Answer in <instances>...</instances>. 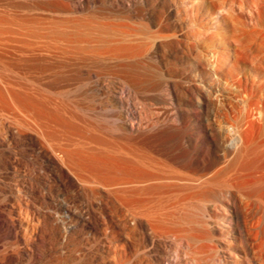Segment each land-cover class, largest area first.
Wrapping results in <instances>:
<instances>
[{"label": "rangeland", "instance_id": "374dc122", "mask_svg": "<svg viewBox=\"0 0 264 264\" xmlns=\"http://www.w3.org/2000/svg\"><path fill=\"white\" fill-rule=\"evenodd\" d=\"M59 1L0 0V264H264V0Z\"/></svg>", "mask_w": 264, "mask_h": 264}, {"label": "bare ground", "instance_id": "6f19581e", "mask_svg": "<svg viewBox=\"0 0 264 264\" xmlns=\"http://www.w3.org/2000/svg\"><path fill=\"white\" fill-rule=\"evenodd\" d=\"M58 1H59V0H58ZM59 2H60V1H59ZM61 2H62V1H61ZM62 3H63V2H62ZM64 4H65V3H64ZM67 5H68V3H67ZM61 6H62V5H61ZM64 6H65V5H64ZM70 8H71V7H70ZM96 8H97V7H96ZM61 9H62V8H61ZM68 11H69V10H68ZM118 12H119V11H118ZM138 13H139V12H138ZM138 13L136 12L135 15H136V16H140ZM105 14H106V13H105ZM118 15H119V14H118ZM65 16H66V15H65ZM90 16H91V15H90ZM102 16H103V14H102ZM123 16H124V15H123ZM128 16H129V15H128ZM136 16H135V17H136ZM146 16H147V15H146ZM146 16L144 17V15H143V18H146ZM100 17H101V16H100ZM130 17H132V16H130ZM65 18H66V17H65ZM137 18H138V17H137ZM139 18H140V17H139ZM143 18H142V19H143ZM147 18H148V21H150L152 24H155V23H157V22L159 23V21H161L162 19H166L167 16H166L165 10L161 9V10L155 12L153 15L149 14V16H148ZM84 19H85V18H84ZM88 19H89V18H88ZM75 21H76V20H75ZM135 21H136V20H135ZM148 21H147V22H148ZM108 22H109V21H108ZM167 22H168V21H167ZM160 23H161V22H160ZM165 23H166V22H165ZM85 24H86V23H85ZM159 25H160V29H165V28H166V24L164 25V24L161 23V24H159ZM115 27H116V26H115ZM121 30H122V29H121ZM123 30H124V29H123ZM128 32H129V31H128ZM162 32H163V31H162ZM167 32H168V31H167ZM165 33H166V32H165ZM130 34H131V33H130ZM150 34H151V33H150ZM152 34H153V33H152ZM160 34H161V33H160ZM162 34H163V33H162ZM125 35H126V34H125ZM169 36H170V35H169ZM161 37H162V36H161ZM163 37H164V34H163ZM167 37H168V36H167ZM167 37H166V38H167ZM59 38L62 39L61 37H59ZM66 38H67V37H66ZM81 38H82V37H81ZM168 38H169V37H168ZM67 39H68V38H67ZM75 39H76V37H74V40H75ZM72 40H73V38H72ZM74 40H73V41H74ZM79 40H80V38H79ZM82 40H83V39H82ZM75 41H76V40H75ZM84 41H85V40H84ZM80 42H81V41H80ZM166 42H167V41H166ZM170 42H171V41H170ZM167 43H169V42H167ZM165 44H166V43H165ZM74 45H75V44H74ZM171 45H172V43H171ZM117 46H118V45H117ZM119 46H120V45H119ZM124 46H125V45H124ZM166 46H167V45H166ZM89 47H90V46H89ZM127 47H128V45H127ZM119 48H121V47H119ZM123 48H124V51H125V49H127L126 47H123ZM130 48H131V47H130ZM112 49H113V48H112ZM81 50H82V49H81ZM117 50H118V49H117ZM120 50H122V49H120ZM120 50H119V51H120ZM122 51H123V50H122ZM124 51H123V52H124ZM126 51H127V50H126ZM126 51H125V52H126ZM81 52H82V51H81ZM92 53H93V52H92ZM126 53H127V52H126ZM131 53H132V52H131ZM87 54H88V53H87ZM124 55H125V54H124ZM81 58H83V57H81ZM84 58H85V57H84ZM84 60H85V59H84ZM74 61H75V60H74ZM52 64H53V63H52ZM53 66H54V65H53ZM56 70H57V69H56ZM59 70H60V69H59ZM79 71H80V70H79ZM88 71H89V70H88ZM88 71H87V73H88ZM90 73H91V72H90ZM90 73H89V74H90ZM80 74H81V73H80ZM80 74H79V75H80ZM81 75H82V74H81ZM85 75H88V74H85ZM68 76H69V75H68ZM77 76H78V75H77ZM88 76H89V75H88ZM58 77H59V76H58ZM79 77H81V76H79ZM82 77H83V76H82ZM84 77H85V76H84ZM89 77H90V76H89ZM64 78H65V77H64ZM86 78H87V77H86ZM51 79H52V78H51ZM60 79H61V78H60ZM59 82H60V81H59ZM120 89H121V88H120ZM120 91H121V90H120ZM78 101H79V100H78ZM237 117H238V116H237ZM238 119H240V118L238 117ZM237 121H238V120H237ZM225 174H226V173H224L223 175H225ZM227 174H228V173H227ZM227 177H229V176H227ZM227 177L225 176V178H227ZM212 178H213V177H212ZM215 178H216V177H215ZM188 179H189V178H188ZM210 179H211V178H210ZM213 179H214V178H213ZM218 179H219V178H218V176H217V179H216V180H218ZM216 180H214V181H216ZM222 180H224V182H225V179L222 178ZM226 180H227V179H226ZM211 181H212V180H211ZM227 181H228V180H227ZM227 181H226V182H227ZM206 182H207V181H206ZM212 182H213V181H212ZM216 182H217V181H216ZM216 182H214V183H216ZM224 182H223V183H224ZM214 183H212V184H214ZM214 185H215V184H214ZM244 205H245V206H244V209H245V212H244V213H245V221H244V222L246 223L245 226L247 227V223H248V222H247V203L244 204ZM254 218H255V217H254ZM257 218H258V217H257ZM258 220H259V219H253V218H252V222H251V224L249 223L251 226L254 227V229H252V231H251V233H252L253 235H254V233H255L256 235H258V234H257V232H258L257 227H258V223H259V221H260V220H259V221H258ZM250 221H251V219H250ZM250 221H249V222H250ZM250 225H249V226H250ZM253 227H250V228H253ZM253 230H254V231H253ZM253 232H254V233H253ZM253 235H252V236H253ZM256 235H255V236H256ZM258 237H259V236H258ZM261 241H262V239H261ZM261 241H260V242H261ZM257 242L259 243L258 239H257ZM258 243H257V244L255 243V244L258 245ZM252 244H253V243H252ZM256 245H254L253 248H256V249H257V247H255ZM258 247H260V245H258ZM261 248H262V246H261ZM263 255H264V254H263Z\"/></svg>", "mask_w": 264, "mask_h": 264}]
</instances>
